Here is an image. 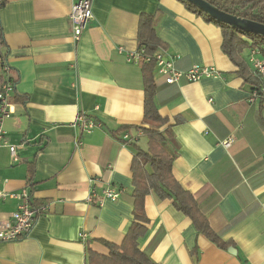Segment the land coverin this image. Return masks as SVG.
<instances>
[{"label":"crops","instance_id":"1","mask_svg":"<svg viewBox=\"0 0 264 264\" xmlns=\"http://www.w3.org/2000/svg\"><path fill=\"white\" fill-rule=\"evenodd\" d=\"M74 1L0 0L15 82L4 128L18 155L13 163L9 148L0 147V192L27 190L42 210L26 238L0 243V264H86L88 249L108 256L106 243L123 244L135 222V148L148 150L137 130L144 76L127 61L140 48L142 16L154 18L161 49L179 56L177 69L218 71L217 78L167 85L155 70V102L168 120L174 178L227 246L200 233L174 200L152 193L139 248L156 264H264V100L250 103L255 85L224 53L222 29L179 0H92L93 20L75 42ZM78 115L103 127L85 133L74 126ZM106 189L118 200L105 198ZM21 202L0 197V228L13 222Z\"/></svg>","mask_w":264,"mask_h":264},{"label":"trees","instance_id":"2","mask_svg":"<svg viewBox=\"0 0 264 264\" xmlns=\"http://www.w3.org/2000/svg\"><path fill=\"white\" fill-rule=\"evenodd\" d=\"M186 7L203 15L208 21L214 22L222 29L224 53L238 68V74L245 83L258 86V81L251 75L247 62L248 52L253 46L264 51V37L240 31L236 28L219 23L201 12L185 0H179ZM218 9L239 18H245L264 24V0H207ZM4 3L0 5L3 7ZM140 48H144L147 56L153 57L162 45L154 28L152 16H142L138 32ZM5 43L0 26V91L4 82ZM144 76L145 110L143 126L137 130L148 139V150L135 148L133 163L134 173V217L135 222L127 233L121 246L106 243L110 250L108 256L97 254L88 249L86 264H156L148 255L140 250L138 240L146 233L145 224L148 219L145 214V198L154 193L161 199H172L177 208L188 216L195 228L215 244L226 248L217 234L209 226L206 216L198 207L194 197L186 192L175 180L172 174L174 156L167 150L168 135L163 130L168 120L159 114L155 98L157 86L154 80L155 61H143L140 64Z\"/></svg>","mask_w":264,"mask_h":264},{"label":"built area","instance_id":"3","mask_svg":"<svg viewBox=\"0 0 264 264\" xmlns=\"http://www.w3.org/2000/svg\"><path fill=\"white\" fill-rule=\"evenodd\" d=\"M93 3L92 0H75L72 4L70 20L73 28V39L79 42L82 39L87 26L93 20ZM178 55L169 56L166 50H159L153 57L147 56L144 48H139L136 52L129 53L127 61L136 65H140L143 61L146 63L155 61V70L157 74L164 78L167 85L179 84L182 80L188 82H198L202 78L218 77V71L213 67L194 66L188 71H181L176 68V60ZM247 62L254 77L258 81V86H254L249 99L250 103H255L258 100H264V51L260 47L253 46L248 53ZM4 82L0 91V147L6 146L10 150L11 160L13 163L18 162L17 146L11 145L6 138L4 121L11 115L10 98L15 89V82L10 75V67L5 61L4 67ZM76 128L81 129L85 133H91L96 128H102L101 122H98L90 117L78 115L74 122ZM128 139L129 135L126 134ZM233 143L232 138L222 141V146L230 148ZM103 196L109 200H118L120 194L106 189ZM0 197H12L21 199V205L18 211L13 215V222L7 223L0 228V243L15 242L26 238L34 228L40 211L32 206L30 194L27 190H23L21 194H4L0 192ZM92 196H90L91 198ZM83 238L86 235H82Z\"/></svg>","mask_w":264,"mask_h":264},{"label":"water","instance_id":"4","mask_svg":"<svg viewBox=\"0 0 264 264\" xmlns=\"http://www.w3.org/2000/svg\"><path fill=\"white\" fill-rule=\"evenodd\" d=\"M215 21L240 31L264 37V24L245 18H239L221 11L207 0H185Z\"/></svg>","mask_w":264,"mask_h":264}]
</instances>
